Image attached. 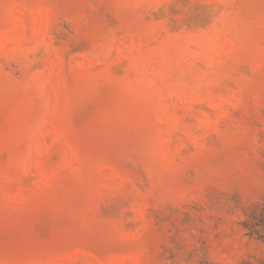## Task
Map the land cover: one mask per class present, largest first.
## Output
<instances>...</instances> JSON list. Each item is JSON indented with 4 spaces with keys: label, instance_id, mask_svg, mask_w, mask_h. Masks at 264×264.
Masks as SVG:
<instances>
[{
    "label": "rangeland",
    "instance_id": "rangeland-1",
    "mask_svg": "<svg viewBox=\"0 0 264 264\" xmlns=\"http://www.w3.org/2000/svg\"><path fill=\"white\" fill-rule=\"evenodd\" d=\"M0 264H264V0H0Z\"/></svg>",
    "mask_w": 264,
    "mask_h": 264
}]
</instances>
